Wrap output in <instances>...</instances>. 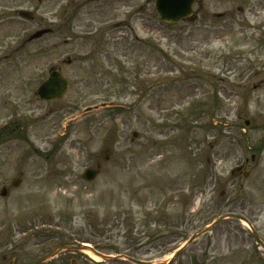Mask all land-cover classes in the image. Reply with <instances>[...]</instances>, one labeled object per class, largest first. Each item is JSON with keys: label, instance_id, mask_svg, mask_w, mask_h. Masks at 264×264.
I'll use <instances>...</instances> for the list:
<instances>
[{"label": "rangeland", "instance_id": "rangeland-1", "mask_svg": "<svg viewBox=\"0 0 264 264\" xmlns=\"http://www.w3.org/2000/svg\"><path fill=\"white\" fill-rule=\"evenodd\" d=\"M52 2L35 0L33 22H0V72L9 65L10 80L26 78L23 106L30 120L27 148L20 139L0 146V191L1 180L14 191L12 181L19 170L26 172L9 199L0 194V213L18 212L20 202L29 206L33 197L36 210L74 208L80 217L70 227L73 237L86 236L91 244L102 239L105 253L165 260L228 210L207 206L201 213L203 204L197 209L195 199L173 212L178 230L170 236L162 198L213 193L215 204L224 190L236 194L264 184L254 166L247 169L249 178L232 173L242 157L264 149V33L253 30L264 32V0H201L195 20L172 24L162 22L154 0H143L145 23L134 25L141 43L124 31L103 35L104 42L92 37L91 28L114 12L101 15L89 5L69 13L77 25L73 30L71 24L68 38L55 30L28 42ZM21 42L23 50L14 51ZM92 50L95 60L85 59ZM68 55L73 64L65 62ZM52 68L68 78L70 88L54 102L41 101L35 93ZM111 101L117 105L85 112ZM11 120L0 117V128ZM134 132L141 135L133 139ZM25 150L29 161L22 165ZM97 165L102 172L96 180L82 179L86 167ZM230 223L239 228L238 221L224 219L196 237L179 264H196L198 254L207 264H243L228 254L229 242L241 237L220 231Z\"/></svg>", "mask_w": 264, "mask_h": 264}, {"label": "flooded vegetation", "instance_id": "flooded-vegetation-1", "mask_svg": "<svg viewBox=\"0 0 264 264\" xmlns=\"http://www.w3.org/2000/svg\"><path fill=\"white\" fill-rule=\"evenodd\" d=\"M61 1L63 0H53L51 4L49 3L53 5V7L46 11V20L44 17H38L37 24L39 25L38 27L41 28L38 30L48 29L50 32L47 34H55L56 30L61 35L65 36V38H68L71 34V24L73 30H75L77 25L75 23V18V20L72 21L68 17L69 13L79 12L78 9L94 5V8L98 9L99 14L103 15L107 12H114V15L109 17L108 20L103 22L99 21L95 27L91 28L92 31H89L88 34L92 37H97L98 35V37L102 36L100 39L104 42L103 35H110L111 37V35L116 36L119 32L124 31L127 34L131 32L134 43L135 40L140 41V38L135 34L136 30L134 25L140 27V24L142 25L143 22L145 23L143 0H70V2L65 0L66 3H62ZM0 2H2L1 5L7 10L24 7L31 11H37L35 0H7V2ZM39 2L42 3L43 0H39ZM73 5H75L74 8L72 7ZM33 15L34 19L31 20L32 22L35 21V12H33ZM214 15L217 17L224 16L223 13H214L212 14L213 18ZM17 18L21 21L25 20L14 14L3 12L0 22L7 20L12 22ZM45 23L49 24L50 27L47 26L43 28ZM23 31L26 32L28 29H24ZM35 40L38 39H34V41ZM67 40L68 39H65V43ZM34 41L28 39V42ZM93 42L89 41L87 44H92ZM25 44L26 43L23 42L21 45L13 48V50L22 51L26 46ZM92 51L94 52H91L85 59L95 60L92 56H94L97 51ZM77 55L79 54L77 53ZM67 62L73 64L70 55L67 56ZM9 69L10 66L5 65L1 67L0 72V81L3 78L6 79L3 85L0 84V117L12 118V121L8 122L0 129V146L6 143V141L20 139L27 148L29 141L27 126L30 124V120L27 118V115L24 114L26 109L23 106V101L27 93L26 78L20 76L19 79L14 78V80H10L11 75H9ZM12 69H10V71ZM3 74L4 76H2ZM9 105L15 106L11 109H5L6 106ZM28 151L25 150L24 154L23 152L21 154L20 163L22 165H25L29 161ZM263 157L264 149H257L250 158L242 157L241 163L239 164L242 169L238 174L243 175L245 178H249L251 172L247 169L254 166L256 169H261V171L257 173L259 180L264 178V169L262 168L264 167ZM249 172L250 175L246 176ZM24 174H26L25 171L19 170V175H22V178ZM21 182L19 187L14 188V191L18 190L24 184L23 180H21ZM262 182H264V179ZM1 183V189L6 188L8 193V197L4 199H9L14 191H11L8 186L9 183H7L5 178L1 180ZM235 192L236 194L225 192L224 190L222 193H217L219 196L218 199L215 200V204L217 205V203L220 202L219 208L214 204L213 193L201 194L199 196L202 199L207 198L205 205L208 206L209 210L211 207L214 210H228V212L223 214H235L241 217V219H231L238 221L240 224L239 228H236V223H230V225L220 230L222 232L221 234L225 232L228 238H232V235L241 237V240L236 239L235 243L229 242V247L232 249V251L228 253L229 256H233L234 260H236V257L239 258L237 261H234V263L244 260L243 264H264V184L258 189ZM199 196L190 195L162 198L163 215L167 216L164 222L175 225L176 222L175 218H173V212L179 210L180 207L190 206L192 201ZM29 203L30 208L37 204L34 203V197L30 198ZM28 209L27 204L23 206V203L20 202L18 205V212L0 213V264H36L37 262H40L39 264H107V260L94 259L90 249L85 250L83 248V246H86L84 242L88 241L86 236H83L82 239L77 235L73 237L74 234L70 231V227L78 224L80 217L74 208H52L49 209L50 212L44 211V209H41V211L33 209L29 211ZM81 215L84 217L83 213H81ZM70 224L73 225L70 226ZM44 225L50 226L52 230H41ZM213 228L209 233L214 230ZM171 235L176 236V234ZM210 239L212 240L213 238L210 237ZM211 248L213 249L212 252H214L215 247L213 248L212 244ZM96 251L101 254H106L105 250L101 248ZM208 253H210V250ZM217 255L219 256L220 254L217 253ZM195 260L196 264H207V262L210 261L204 259L202 254H198ZM192 263L193 260L189 259V264ZM231 263H233V261H230L228 264ZM176 264H179L178 260Z\"/></svg>", "mask_w": 264, "mask_h": 264}, {"label": "water", "instance_id": "water-1", "mask_svg": "<svg viewBox=\"0 0 264 264\" xmlns=\"http://www.w3.org/2000/svg\"><path fill=\"white\" fill-rule=\"evenodd\" d=\"M195 0H157L156 5L157 9L162 15V19L165 22H175L181 19L183 16H191L192 14V6L193 2ZM44 32H38L34 35V37H40L42 36ZM33 37V38H34ZM50 77L48 80H46L45 83L42 84V86L39 88L37 95L40 98L43 99H54L58 96H61L65 91L68 89V82L67 80L62 76L61 73H59L57 70L50 73ZM140 134L137 132H134V137H139ZM107 159L110 157L107 155ZM101 172L100 166L97 167V169L89 168L86 170V172L83 174V177L89 181H93V179ZM17 185L19 183V179L16 180ZM3 194H5L3 192ZM108 258H111V256H108ZM136 264H167L168 262H161V263H153V262H144V261H136L133 259H130Z\"/></svg>", "mask_w": 264, "mask_h": 264}]
</instances>
